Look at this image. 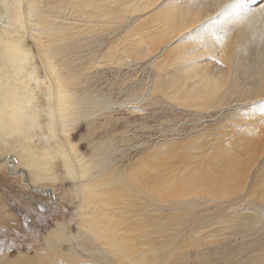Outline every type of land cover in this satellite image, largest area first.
I'll return each instance as SVG.
<instances>
[{"label": "bare ground", "instance_id": "obj_1", "mask_svg": "<svg viewBox=\"0 0 264 264\" xmlns=\"http://www.w3.org/2000/svg\"><path fill=\"white\" fill-rule=\"evenodd\" d=\"M231 2L0 0V169L71 183L73 226L0 264H264V0Z\"/></svg>", "mask_w": 264, "mask_h": 264}, {"label": "rangeland", "instance_id": "obj_2", "mask_svg": "<svg viewBox=\"0 0 264 264\" xmlns=\"http://www.w3.org/2000/svg\"><path fill=\"white\" fill-rule=\"evenodd\" d=\"M116 59L115 57L107 63V69L111 72L112 69H115ZM114 74L116 75V72H114ZM92 78L100 80L105 79V82H109L110 80L105 77H99L98 75ZM148 108H151V110ZM166 110V108H162L161 110L156 105L155 107L154 105L151 107L148 106L145 109L144 116L138 114L129 116L128 121L131 122L129 125H133L134 129H137V125L142 124L147 127L154 125L161 119L169 120L170 118H174L177 114L174 110L171 112H167ZM117 111L118 110H115L113 112V117L120 115L119 112L121 110ZM123 113L126 112L123 111ZM139 116L142 118H139ZM222 116L220 115L218 119V125L224 121L222 119H226V116ZM111 123L112 124L109 123V125L106 121L107 129L110 127V130L112 127L113 132L119 131V129L125 130L124 123ZM83 128L84 125L81 126V129ZM144 130L146 132L149 131L147 128ZM142 133V131H139L137 134L141 135ZM194 135L195 134H192L183 138L187 139ZM129 141H132V138L130 139L126 133L118 135V137L113 140L115 144L114 148L109 147L108 152L112 150L114 153L118 152V150L125 148ZM80 149V151L84 152L88 150L85 147V143L80 144ZM145 149H147V147ZM55 170L57 171L56 175L60 176V168L57 167ZM23 180V175H20L19 171L13 170L10 172L7 169H0V256L3 255L5 250L8 251L9 256H12L18 253V251H25L28 248L43 247L42 237L44 233L54 225L55 221L63 222L66 231L72 230L73 228L72 225L66 227L68 217L72 211V206L71 199L65 193H68L66 189L71 187V183L61 182L56 184L57 186L43 183L39 185V187L23 189L19 185V182Z\"/></svg>", "mask_w": 264, "mask_h": 264}, {"label": "snow or ice", "instance_id": "obj_3", "mask_svg": "<svg viewBox=\"0 0 264 264\" xmlns=\"http://www.w3.org/2000/svg\"><path fill=\"white\" fill-rule=\"evenodd\" d=\"M256 0H232V2L226 5V8L237 10L238 18H243L244 16L250 14L251 10L248 9L250 3H255ZM259 13L264 15V5L259 8ZM222 37H217V40L222 42Z\"/></svg>", "mask_w": 264, "mask_h": 264}]
</instances>
